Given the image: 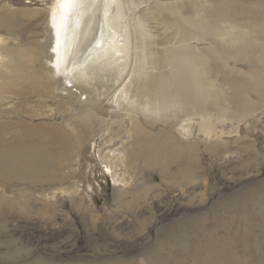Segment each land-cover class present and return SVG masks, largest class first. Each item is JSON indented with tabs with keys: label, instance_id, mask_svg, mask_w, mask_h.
I'll use <instances>...</instances> for the list:
<instances>
[{
	"label": "rangeland",
	"instance_id": "obj_1",
	"mask_svg": "<svg viewBox=\"0 0 264 264\" xmlns=\"http://www.w3.org/2000/svg\"><path fill=\"white\" fill-rule=\"evenodd\" d=\"M117 1L115 23L128 44L120 58L126 64L121 87L131 95L141 91L151 111L135 106L134 115L155 138L146 144L148 153L142 143L132 144L129 112L101 105V96L75 108L94 116L89 135L72 149L69 132L76 131L56 113L58 100L75 102L54 94L41 95V115L25 120L43 129L62 126L61 141L41 133L40 148L30 137L19 143L10 128L16 98L0 91V264H264V86L256 74L250 83H224V73L213 72L218 43L241 49L237 38L249 35L246 12L264 16V0H225L231 20L223 16L205 28L197 18L212 0ZM53 2L0 0V66L18 45L41 60L35 66L52 88L59 80H52L48 64ZM174 6L182 11L172 13ZM198 24V37L186 41L191 49L179 46L185 29ZM206 32L208 39L200 40ZM166 46L192 50L199 59L183 52L161 69L151 55ZM108 61L86 70L89 87L101 81L105 88L119 73ZM188 62L197 78L181 85L177 80L190 76L182 69ZM155 74L168 78L165 88L143 89ZM199 74L210 83H198ZM186 89L201 97L187 99ZM118 122L126 123V132ZM183 124L193 133L184 134ZM174 136L161 145L162 137Z\"/></svg>",
	"mask_w": 264,
	"mask_h": 264
},
{
	"label": "bare ground",
	"instance_id": "obj_2",
	"mask_svg": "<svg viewBox=\"0 0 264 264\" xmlns=\"http://www.w3.org/2000/svg\"><path fill=\"white\" fill-rule=\"evenodd\" d=\"M117 4V0H54L48 20V25L50 27L49 36L51 38L48 50L50 61L48 64L51 70L52 80H59L57 81V85L53 88L48 82L41 81V68L35 66L36 63L41 65V60L29 54L25 49L18 50V45H16L13 50L11 49L10 52H7L11 54V58L7 63H3L2 66H0V79H2V77L7 78L0 81V91L1 93H11L12 96L16 98L13 105V116L16 117V122L12 123L10 128H13L14 136L19 139V143L22 142L21 138L30 137V141L33 139L38 141L37 147L40 148L41 133L45 136L50 135L53 138L52 140H54L53 142L59 143L61 141L63 138V134H61L62 126L51 125L55 127H51L50 129V126H48V128L43 129L41 128V124L28 123L25 120V117L34 118L41 115V101L43 100V98L40 97L41 95L51 98L54 94H58L76 103L75 105L72 101L67 102L66 100H58L57 105L59 109L56 114L60 116L63 115V117L71 122L73 129L76 131L72 134L69 132V137L73 138L71 147L72 149L74 147L77 148L82 144L83 139L89 135L88 131L93 128L94 114L92 110L88 108V110L80 115L75 108L80 104L91 105L99 101V97L102 96L104 99L101 101V105L108 102L115 106L116 110L114 112L118 110L123 111L125 109L129 112L127 114L134 131V141L132 140V144L142 143L145 151L148 153L146 144L151 137L155 138V135L151 130L147 129V122L144 123L146 126H143L140 122V118L137 117L136 119L134 112L136 111L135 106H139L141 111L144 109V112L149 111L150 113L151 110L146 109L145 106L142 105L140 100L141 91L136 93L133 92L131 95L130 89L127 88L126 91L125 88L123 89V87H121V85L124 84V81H121V79L123 78V74H125L124 70L126 69V64L124 63L125 61H121L120 58L122 55L124 56L128 44L126 40H124V36L118 31V23H115V19L117 18L114 19V12L118 9ZM236 6L242 7V4L237 1ZM226 7L227 3L225 0H212L211 5L206 6V9L203 10V13L197 19L204 28L209 22L221 19L223 16L231 20L225 14ZM238 10L239 9L235 11L236 14L239 13ZM181 11L182 8L180 9V7L175 8L174 6L172 8V13L174 14L180 13ZM246 13L249 21V35L237 38L241 49L236 51L224 48L221 41L218 43L215 52L220 55V60L215 61L217 64L213 67V72L224 73V83L248 81L250 83L249 75L256 74L257 84L262 87L264 86V25L262 26L264 23V16L258 18L254 12ZM188 20L190 21V18H187L185 21ZM180 22L182 24L184 23L182 18ZM200 28L201 26L199 24L196 25L193 31H188L184 28V39L176 43H178L179 46L182 43V46L191 49L189 43L186 41L192 39L193 37L191 36L198 37ZM219 30L220 29H217V31ZM203 32H205V29ZM209 34L207 32L205 34L202 33L199 39L207 40ZM35 46L37 53L43 52L41 45L36 43ZM182 50L180 47L174 48L172 46H166L165 48L152 52L151 56L161 69L163 66H166L167 59L171 56L180 57L183 52L186 53L188 58L199 59L192 50ZM205 53L209 56V50H205ZM106 57L113 59V61L108 62L110 65L113 63L117 65L118 67L116 69L119 70V73H114L115 78L108 80L109 83L106 84L107 87L105 88L101 87L103 84L101 81H98L100 83L95 82L94 86L90 84L92 87H89L88 85L91 82L86 81V79L89 78V74L86 73V70L98 60H103V58ZM231 58L236 59L234 61ZM229 60L232 62L231 68H227L229 66ZM224 62L227 64V67H225ZM188 63H182V69L190 76L177 80L181 85L191 84V82L194 83L195 78H197L194 65L190 62ZM242 69L245 70V73L241 72ZM5 71L8 72L7 76L3 74ZM167 81V77H161L160 74H155L153 79L148 81L143 89L154 86L163 89ZM198 83L206 85L210 82L202 78L201 74H199ZM185 96L187 99L190 98L191 100H198L201 97L195 96L187 89L185 91ZM134 99L138 101H134ZM127 102H130L131 105H126V108H124L123 105L127 104ZM134 102L136 104H134ZM117 126L119 129L126 132V123L118 122ZM182 128L186 135L193 133V126L189 124H183ZM174 141L175 136L171 138L162 137L160 143L161 145H169ZM30 145L34 146L32 144ZM135 149L140 152L137 145Z\"/></svg>",
	"mask_w": 264,
	"mask_h": 264
}]
</instances>
